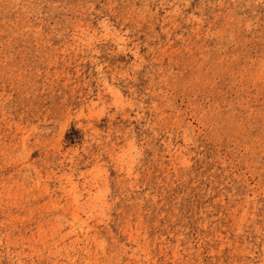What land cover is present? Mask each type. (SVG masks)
Segmentation results:
<instances>
[{"label": "rangeland", "instance_id": "obj_1", "mask_svg": "<svg viewBox=\"0 0 264 264\" xmlns=\"http://www.w3.org/2000/svg\"><path fill=\"white\" fill-rule=\"evenodd\" d=\"M0 264H264V0H0Z\"/></svg>", "mask_w": 264, "mask_h": 264}]
</instances>
